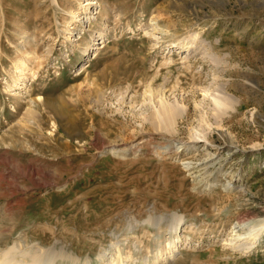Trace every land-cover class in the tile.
<instances>
[{"label":"rangeland","instance_id":"obj_1","mask_svg":"<svg viewBox=\"0 0 264 264\" xmlns=\"http://www.w3.org/2000/svg\"><path fill=\"white\" fill-rule=\"evenodd\" d=\"M169 240L164 264H264V0H0V251Z\"/></svg>","mask_w":264,"mask_h":264},{"label":"bare ground","instance_id":"obj_2","mask_svg":"<svg viewBox=\"0 0 264 264\" xmlns=\"http://www.w3.org/2000/svg\"><path fill=\"white\" fill-rule=\"evenodd\" d=\"M54 1L55 0H52V2H54ZM85 4L87 5L89 3H85ZM90 10H91V8L89 9V11ZM72 14H74V13H72ZM24 74H26L25 65L21 64V67L19 66V68L17 69V73L12 77V82L7 83V85L5 86V89L6 90L7 89L10 90V88L13 85L16 86L17 84H20L18 82L19 78H23ZM18 95H19V93L17 92L16 96H18ZM215 100H216L217 105L220 106V107L223 106L224 103H226V102H224L221 99H215ZM48 104L50 106L52 105L55 109H58V107H59V105L56 104V101L48 102ZM227 106H228V104H227ZM168 107L164 106L162 108L163 109V114L165 113L166 117L169 116V114H168L169 113V108ZM27 114L28 115H33L34 113H33V111L28 110ZM30 171H31L32 175H38V169L36 167H31ZM180 220H182V219H180ZM180 220L178 219L177 224L174 225V227H172L173 230L174 229L176 230L179 227ZM253 231H254V229H253ZM248 234L252 235V230H250V232ZM238 237L240 238L241 235H238ZM254 237H255L254 239H256V240L258 239V235L257 234H255ZM17 243L15 242L12 245H10L9 247H7L6 249L0 251V264H58V262H57L58 257L54 256V254H52L53 256L50 257L49 254H46L48 256H45L44 254H40L38 252L29 253L28 250L19 248ZM230 244L234 245L235 247L245 248V250L246 249H250L253 246V242H247L245 240H243V241L240 240V242L237 243V244H236V242L235 243L232 242ZM179 246L180 245H177L173 240H169L165 244V246L163 248H158L157 252L154 253V256H153V258L151 260L148 258V259H145L144 262H145V264H164L166 259H173L176 256V253L178 251V247ZM62 255H64V254H62ZM26 257H28L27 259H29V261H27L25 259ZM43 257H46V258H43ZM103 264H127V263L123 262V261L119 262L116 257H107L106 261Z\"/></svg>","mask_w":264,"mask_h":264}]
</instances>
